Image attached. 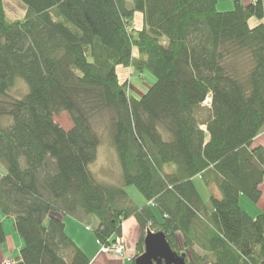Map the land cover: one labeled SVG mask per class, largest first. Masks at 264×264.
Listing matches in <instances>:
<instances>
[{
	"label": "trees",
	"instance_id": "trees-1",
	"mask_svg": "<svg viewBox=\"0 0 264 264\" xmlns=\"http://www.w3.org/2000/svg\"><path fill=\"white\" fill-rule=\"evenodd\" d=\"M20 1L25 16L11 20L0 0V209L24 241L12 264H90L66 216L97 220L104 243L134 216L142 234L131 264L148 228L187 264H264V208L253 216L240 200L257 203L264 181V145H253L264 133V0L226 10L219 0ZM122 66L156 80L132 96ZM17 79L23 97L10 91ZM62 111L70 129L54 120ZM98 124L121 185L91 170ZM197 181L221 197L210 193L209 205ZM7 237L0 218V245Z\"/></svg>",
	"mask_w": 264,
	"mask_h": 264
},
{
	"label": "rangeland",
	"instance_id": "rangeland-1",
	"mask_svg": "<svg viewBox=\"0 0 264 264\" xmlns=\"http://www.w3.org/2000/svg\"><path fill=\"white\" fill-rule=\"evenodd\" d=\"M133 0H129V4L132 3ZM230 3L231 0H226ZM5 10L7 16L12 19H22L25 15L26 11V5L21 2L20 0H4ZM225 7V6H224ZM143 18L138 13L133 18V24L137 27H142L143 25ZM127 75L128 80L130 81V94L132 96H140V93L138 91H145L152 86V84L156 80V76L152 74L150 71L145 70L142 74L135 70L133 67L125 68V73ZM17 84L13 89H11V93L16 97H23L28 92V86L27 83H25L24 80L17 79ZM123 80V79H122ZM205 106H210V98H208L204 102ZM54 120L57 121L59 124H61L65 129H70L73 126V121H71V118L69 117V114L66 111H62L59 114L55 115ZM98 130H100V133L103 135L102 138V144L98 148V157L97 160L94 162L93 165H91V170L93 174L96 175L97 179L102 182H107L109 184H118L121 185L122 183V172H121V164L119 162V157L117 151L113 148L111 144V140L107 134V131L104 127L97 125ZM0 172L4 173V168L0 167ZM198 183V189L201 192L203 198L207 203L210 205V190L207 189V187L202 184L200 181H197ZM127 193L130 195L132 201L136 205H144L146 202L144 196L142 193H140L139 189L135 185H127L126 186ZM215 191V189H214ZM241 204L244 208L249 207L248 203L252 204L253 202L250 199L242 198ZM248 200V201H247ZM247 201V202H246ZM252 211V210H251ZM0 218L3 221L4 229L7 233V241L4 244V247H8L9 250L7 253L10 254V257H5L3 260L6 259H13V257H16L20 252L21 245L24 244L23 239L20 237L19 233L15 229V220L13 216L7 217L3 211L0 209ZM94 225V224H93ZM87 227L92 228L91 225H87ZM88 228V229H89ZM83 234L94 236L87 230L84 231ZM91 230V229H89ZM93 231V228L92 230ZM88 232V233H87ZM99 244V243H98ZM126 244V241H125ZM100 249V245H99ZM101 251V249H100ZM137 251V249H134V253Z\"/></svg>",
	"mask_w": 264,
	"mask_h": 264
},
{
	"label": "crops",
	"instance_id": "crops-1",
	"mask_svg": "<svg viewBox=\"0 0 264 264\" xmlns=\"http://www.w3.org/2000/svg\"><path fill=\"white\" fill-rule=\"evenodd\" d=\"M244 4H249L252 0H241ZM234 0H231L230 3L226 0H219L217 6H219V9L221 10H226L228 8H232ZM225 6V7H224ZM261 20L259 21L256 17H252L249 20V25L251 27H255L256 25L260 24ZM125 68L126 67H119L118 68V73L120 75L121 80L126 79L127 75L125 73ZM140 95L143 94V91H138ZM205 128V126H203ZM257 144H262L264 145V133L259 135L258 137L255 138V141L253 145ZM260 188L262 189V194L261 197L259 198L260 200L257 201V203H252L250 204L249 202L248 205L251 208L246 209L248 210L253 216L257 215L258 212L263 210L264 208V181L260 185ZM208 190H210L211 193H213L216 197L220 198L221 193L217 189V187L210 186L207 187ZM215 189V191H214ZM244 198L241 196V201ZM66 229L68 234L71 236L72 239H74L75 243L88 254L90 257V264H131V259L133 256L136 255L137 251L134 253V249H136L135 245L139 241L141 234H142V228L141 226L138 225L137 220L134 216H130L128 219H126L122 223V235L126 239V244H125V254L124 255H117L115 253L109 252H101L99 249V242L98 239L94 235V231H91L87 228V224L91 225L93 227V224H97V220L95 219H90L88 221L81 222L76 218H72L71 216H66ZM83 229L84 231H88L94 236H89V235H84L83 234ZM87 232V233H88ZM22 247V245H21ZM20 247V248H21ZM9 250L8 247H4V245H0V263L5 257H10V254L7 253ZM20 255V253L13 258H17Z\"/></svg>",
	"mask_w": 264,
	"mask_h": 264
},
{
	"label": "water",
	"instance_id": "water-1",
	"mask_svg": "<svg viewBox=\"0 0 264 264\" xmlns=\"http://www.w3.org/2000/svg\"><path fill=\"white\" fill-rule=\"evenodd\" d=\"M144 251L136 257L135 264H187L184 254L170 246L163 231L146 230Z\"/></svg>",
	"mask_w": 264,
	"mask_h": 264
},
{
	"label": "built area",
	"instance_id": "built-area-1",
	"mask_svg": "<svg viewBox=\"0 0 264 264\" xmlns=\"http://www.w3.org/2000/svg\"><path fill=\"white\" fill-rule=\"evenodd\" d=\"M89 229L92 230V228H89ZM125 241L126 239L123 235L115 236V238L110 237L107 243L99 241L101 252H105V253L112 252L117 255H124L125 254ZM12 262H13V259H6V260H2L1 264H12Z\"/></svg>",
	"mask_w": 264,
	"mask_h": 264
}]
</instances>
